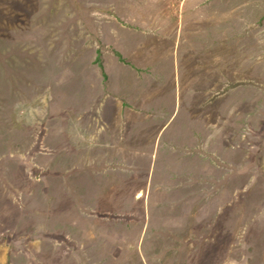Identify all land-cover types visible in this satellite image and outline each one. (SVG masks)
I'll return each instance as SVG.
<instances>
[{"label":"rangeland","instance_id":"obj_1","mask_svg":"<svg viewBox=\"0 0 264 264\" xmlns=\"http://www.w3.org/2000/svg\"><path fill=\"white\" fill-rule=\"evenodd\" d=\"M162 1L183 24L191 62L180 72L191 91L176 107L175 93L159 88L148 104L163 106L156 123L170 122L154 162L122 164L119 150H90L79 124L96 132L93 143L119 145L99 129L120 117L83 122L79 107L97 113L88 96L100 103L118 82L124 107L157 87L167 62L139 68L130 54L132 31L152 32L153 19L121 11ZM190 1L0 0V264H264V0H198L202 20L184 27ZM119 44L126 68L109 76L105 50ZM101 159L118 161L107 167L108 192L86 164Z\"/></svg>","mask_w":264,"mask_h":264},{"label":"crops","instance_id":"obj_2","mask_svg":"<svg viewBox=\"0 0 264 264\" xmlns=\"http://www.w3.org/2000/svg\"><path fill=\"white\" fill-rule=\"evenodd\" d=\"M190 2L193 4L191 11L195 14L192 19L187 20L185 14L187 12L188 2H185V4L183 3L185 5V9H184L185 12L184 11H183L184 13L182 12L183 14L182 20L183 21L185 20L184 27H186L187 23H192L193 25V23H196V21L202 20L200 16L201 13H197L196 11L199 8L198 0H195V1L193 0ZM183 4H181L180 6H182ZM142 6L143 4L140 5V8L137 7L135 12L132 11L126 14L125 12L121 11V14L130 16V18L128 19L136 20V21L153 19V23L151 24V26H148V27L145 26L146 30L147 28H151L152 32L148 33L147 31H145V29L142 30L141 32L132 31L133 33H135V35H137L138 39L134 41V43H132L130 54L138 58V60L135 63L139 68H143V67L147 68V67H152V66L154 67V65L157 64L159 61L167 62V66H165V68H159L157 65L155 66L156 68L158 67L157 69L158 80L156 84L154 83L157 87L156 88L153 87V84L152 86L148 84H146V86L142 85L143 87L141 89L143 92L140 95L136 96V99L134 101L131 100L130 102L131 104H128V105L126 104L127 106H130V107H124L125 101L122 100L124 93L123 92L121 93L120 86H119V85H122V83L118 82V84H116L115 86L113 85V83H111V85L114 86L111 88L112 89L115 88V90H112V93H113L112 96H107V98L104 99L103 101L102 99H100L99 101L100 103L96 102L95 100H93V98L91 99L90 96H88V100L90 102L93 101L94 106L97 104V107H98L96 110L97 113L95 112L94 108L89 109V107L86 105L81 106L82 103H80V107H79V109L81 110L79 113L81 114V118L83 122H86V121L88 123L91 122L95 114L96 115L99 114L101 117L103 116L105 117L106 115H108L110 118H112L113 116L120 117V120L118 121L114 122L113 120V122H111V119L108 121L109 123H107V126L110 129L108 128L107 130V127L99 129V132L101 133L102 132L105 133L107 131L108 133H111V136L113 135L112 132H114L113 136L118 135L117 138L119 139V143H120L119 145L112 143V139H111L112 137H110L109 140H107L106 137H104L106 146L105 144L100 145L97 143H93V141L95 142L99 139L97 138V135H95L96 132H90L89 126L87 124H84V123H79V124L85 128L84 130H82V132L85 131L83 132L86 138L84 139V141H87L86 143L88 144V147L90 150H95V149L100 150L102 148H106L107 151H113V149L119 150V153H120L119 162H121L122 164L129 163V160H133V159L136 161L140 160L142 163H146V161H144V155H147V156L149 155L150 157H152V158H149L151 160V162L149 163L152 164L154 162L156 151L160 147V144H159L157 148L158 141L165 134L167 125L170 122V119H169L166 123L164 122L156 123V120H155L156 117H154V115L157 112H160L163 106L161 104H157L155 106L153 104V106H149L148 104L149 101H154V103L158 101L160 97L155 94H157L159 88L168 86V88L175 93V106L178 107V103L181 104L183 97L186 96V93L187 94L190 93L191 86H192L190 82H187L188 78L180 72V68L185 70V66L187 67V65H189L191 62V60L187 57L190 51L186 49L187 47L182 46L180 42L181 37L179 36V34L181 31V28L183 27V24H181V19L178 18V15L176 12H174V16H172L171 12H168V7H169L168 2L162 1L160 4L156 5L155 7L153 6L150 9L149 7L148 8L144 7L146 11H144ZM127 12H128V8H127ZM151 14L152 16H155V15L156 16L154 18H151L152 17ZM164 19L167 20L166 23H163ZM108 21L112 22L114 21V19L111 18ZM110 24L111 25L107 27V34L111 35L112 31L113 32L115 31L114 33H116L117 27H115V23L113 24L110 23ZM119 30L120 31L123 30V26H121V24H120ZM193 32L195 34L199 33L200 28L195 27ZM169 38L171 39V41ZM161 42H164V46L161 45ZM115 45H118V44L112 43V47ZM120 47H121V44H119L118 49L112 48L111 51L105 50V55H106L105 59H108V60L104 61L105 62L104 69L105 71H108L109 76L111 75L112 68L113 70L118 69L120 71L126 68L125 67L126 65L121 62V59L124 58L125 54H120L121 53V50H119ZM114 53L115 54L117 53V55H115ZM127 61L130 62L129 60ZM197 67H200V66H197ZM143 78L142 77L134 78L135 83L137 82V87H139L138 83L140 84L139 79L143 81ZM162 81L165 83H163ZM85 96L86 95L83 96L81 102L85 101L84 99ZM110 97L112 99H110ZM196 101L197 100L195 99L192 105H194ZM100 108L103 109L102 113H100ZM134 114L138 118L135 117V124H130L131 128H129L128 126V129H127V125H125L126 124L125 122H128L127 120H130V118L133 117ZM174 115L175 114H173L172 116ZM187 116L191 117L192 115L189 114ZM145 117L154 118L153 119L154 124L151 126L149 125V127H147L146 129L144 128ZM133 128H135L136 131L139 130L137 134L135 135V137L134 136L129 137L128 135H125V137L124 135L122 136L121 134L122 132L127 133L128 130L131 131L133 130ZM132 138L135 139L134 145L132 143L133 141ZM66 144L70 145V141L66 140ZM63 145L65 146V144H62V146ZM86 148H82L80 150L82 154L86 151ZM131 148H134V151H133L134 158L130 156L129 150ZM122 149L128 151L129 153L127 154L128 156L124 152L123 153L125 155L122 156V153L120 151ZM77 154L81 156L80 153L77 152ZM101 160H93L91 161L90 164L89 162H86V164L90 166V168L88 169V172L92 176L98 175L99 176V178H97L98 182H102L108 186V188H106L104 191V192H108L107 190H110L111 188V178L108 175V171H111V170L110 168H107V167L112 165L111 162L117 163L118 161L116 160V161L110 162L108 159H101ZM80 163H82V161H80ZM91 165H93V167H91ZM100 165H107L105 166L106 169L103 167V170L101 172L95 171V167L100 166Z\"/></svg>","mask_w":264,"mask_h":264}]
</instances>
